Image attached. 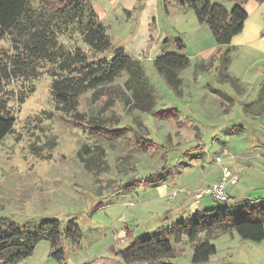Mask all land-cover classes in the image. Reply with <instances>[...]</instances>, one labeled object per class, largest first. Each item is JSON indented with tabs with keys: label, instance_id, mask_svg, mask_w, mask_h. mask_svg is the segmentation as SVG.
Instances as JSON below:
<instances>
[{
	"label": "rangeland",
	"instance_id": "1",
	"mask_svg": "<svg viewBox=\"0 0 264 264\" xmlns=\"http://www.w3.org/2000/svg\"><path fill=\"white\" fill-rule=\"evenodd\" d=\"M102 1L90 0L100 14L105 13ZM211 1L232 6L227 0ZM125 5L131 16L118 6L103 23L113 46L135 58L139 54L154 92L149 112L132 107L124 73L95 94L83 93L79 115L57 109L47 72L6 80L0 87V98L15 119L0 141V185L13 184L15 176L27 185L21 194L0 198V217L32 230L56 218L65 232L63 261L51 255L50 240L41 239L29 257L15 264H119L117 253L129 242L166 232L176 221L191 218L193 208L234 210L246 204L259 210L264 200V29L262 40L231 49L228 73L237 82H219L215 57L226 47L213 49L209 29L199 27L193 11H176L163 0ZM261 5L264 9V0ZM77 46L88 50L83 42ZM9 48L5 37L0 51ZM166 52L189 58L176 90L153 65ZM217 157L238 173L237 184L227 186L225 201L203 197L194 202L193 193L221 176ZM71 219L74 224L68 226ZM166 238L174 264H194L193 248L202 240L217 251L198 264H264V239L243 240L215 224L194 242L169 232Z\"/></svg>",
	"mask_w": 264,
	"mask_h": 264
},
{
	"label": "trees",
	"instance_id": "2",
	"mask_svg": "<svg viewBox=\"0 0 264 264\" xmlns=\"http://www.w3.org/2000/svg\"><path fill=\"white\" fill-rule=\"evenodd\" d=\"M227 1L232 3L230 9L211 0H165L179 11L192 10L199 24L208 27L220 46L229 45L247 19L242 7L247 0ZM164 10L168 13L165 4ZM5 37L9 39L10 48L0 51V87L6 80L36 77L47 72L52 78L50 91L57 109L64 114L79 115L76 110L83 93L91 90L95 94L124 73L123 86L131 91L132 107L149 112L155 105L153 87L140 60L126 54L122 47L112 45L100 12L90 0H0V41ZM78 41L87 45L88 50L77 46ZM177 42L182 49L181 40ZM230 52L226 49L215 57L221 65V75L224 74L221 77L226 79H230L226 75ZM153 65L169 87L176 90L189 58L182 53L166 52L157 56ZM14 123L7 102L0 98V141L12 131ZM261 202L259 210L249 209L245 204L234 210L212 207L197 211L191 218L176 221L166 232H155L129 242L118 251V262L174 264L170 260L174 255L167 232L185 235L188 241L194 242L209 224L221 228L222 233L231 230L243 240L260 242L264 239V200ZM252 215L259 219L247 218ZM69 224H74L72 219ZM74 228L80 231L76 224ZM64 233L56 218L44 220L37 230H32L0 217V264H15L29 257L41 239L50 240L51 255L61 262L65 250L60 246V239ZM216 251L213 243L202 240L194 245L191 262L205 263Z\"/></svg>",
	"mask_w": 264,
	"mask_h": 264
},
{
	"label": "crops",
	"instance_id": "3",
	"mask_svg": "<svg viewBox=\"0 0 264 264\" xmlns=\"http://www.w3.org/2000/svg\"><path fill=\"white\" fill-rule=\"evenodd\" d=\"M126 2H128V0H103L101 3L104 4L105 7H103L102 9H104L105 13H101L100 16H101V19H102V23H103V18L107 17V15L112 12L115 8H117L118 6H121V8L128 13L129 16H131L133 14V11L132 13H129L131 12L132 9H129V6H126ZM165 2V0H163V3ZM262 1H257V0H247L245 1L243 4H242V7L244 8V10L246 11L247 13V19L245 20L244 22V26H243V29L240 33H238L237 35L233 36L232 39H231V42L229 45H225L223 47H226L225 49H232L233 46H238V44L242 45V44H247V43H252V42H256L258 41L259 39H263L261 33L264 29V9L263 7H261L262 5ZM174 6V10L176 11H179L177 9V7L175 5H172ZM129 9V10H128ZM187 11V10H185ZM192 11V10H191ZM169 13V12H168ZM152 22L154 23V19H152ZM104 24V23H103ZM205 24H200V28H204ZM206 26V25H205ZM207 27V26H206ZM208 28V27H207ZM210 32V30H209ZM211 34V32H210ZM258 34H260V37L258 38ZM149 37L151 38V34H149ZM211 43L210 45L213 46V49L216 48V45L221 47L220 45L216 44L212 34H211ZM110 40H111V37H110ZM181 40V39H180ZM182 42V47L184 48L185 45H184V42L181 40ZM209 45V44H207ZM115 47V46H114ZM118 47H122V46H118ZM209 47V46H208ZM201 48L205 49L203 50V54L207 56V54L209 53V50H206L205 46H204V43L201 42ZM122 49L124 50V48L122 47ZM183 50V49H182ZM125 52V51H124ZM207 53V54H206ZM128 54V53H127ZM139 55V54H138ZM137 56V58H139V56ZM230 62V61H229ZM204 65V64H203ZM220 69H221V65L218 63V66L216 68V75H217V81L219 82H223V81H226L225 83H228V81H236L237 82V79L232 77L229 73H228V70H229V64L227 65V68H226V75H228V77L230 79H226L223 77H221L220 75ZM256 114V113H254ZM239 131V129H237L235 131V133ZM7 136V135H6ZM6 136L4 138H6ZM3 138V139H4ZM2 139V140H3ZM1 140V141H2ZM225 151V150H223ZM217 165V163H216ZM222 166H227V165H224L222 164V160L221 162L217 165V167H219L220 169V175H221V168ZM229 167V166H227ZM232 169V168H231ZM233 170V169H232ZM234 171V170H233ZM238 174V173H237ZM220 178V176H219ZM15 182L11 185H9V183H5V187L4 186H1L0 185V198L2 197H9V196H14V195H17V194H21L22 192V188L26 187L27 185L25 184V182L21 179V178H14ZM219 180V179H218ZM217 180V181H218ZM216 181V182H217ZM215 183V182H213ZM237 184V183H236ZM209 185H212V184H209ZM207 185V186H209ZM194 194V193H193ZM10 198V197H9ZM210 198V197H209ZM7 199V198H6ZM212 199V198H211ZM194 202L198 201V200H194ZM211 207L208 206V207H205V209H209ZM193 210L195 212L199 211L197 208H193Z\"/></svg>",
	"mask_w": 264,
	"mask_h": 264
},
{
	"label": "built area",
	"instance_id": "4",
	"mask_svg": "<svg viewBox=\"0 0 264 264\" xmlns=\"http://www.w3.org/2000/svg\"><path fill=\"white\" fill-rule=\"evenodd\" d=\"M215 161L219 164L221 162V158L217 157ZM238 178V174L230 167L222 166L219 180L212 185L198 189L193 196L195 200H199L203 197H210L214 200L225 201L229 197L226 192L227 186L235 185L238 182Z\"/></svg>",
	"mask_w": 264,
	"mask_h": 264
}]
</instances>
